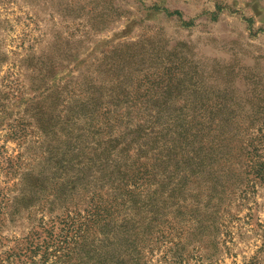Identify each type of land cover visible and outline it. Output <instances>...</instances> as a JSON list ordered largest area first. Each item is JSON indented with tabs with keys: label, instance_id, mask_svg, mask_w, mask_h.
<instances>
[{
	"label": "rangeland",
	"instance_id": "1",
	"mask_svg": "<svg viewBox=\"0 0 264 264\" xmlns=\"http://www.w3.org/2000/svg\"><path fill=\"white\" fill-rule=\"evenodd\" d=\"M117 78L169 84L170 106L223 110L233 135L222 192L210 199L207 179L192 183L187 210L167 214L140 264H264V174L253 173L264 162V0H0V264L10 251L33 264L27 236L58 211L29 191L47 164L49 94L59 89L60 108L86 82Z\"/></svg>",
	"mask_w": 264,
	"mask_h": 264
},
{
	"label": "trees",
	"instance_id": "2",
	"mask_svg": "<svg viewBox=\"0 0 264 264\" xmlns=\"http://www.w3.org/2000/svg\"><path fill=\"white\" fill-rule=\"evenodd\" d=\"M164 89L169 84L141 89L122 78L109 86L86 82L84 97L67 105L63 98L60 108L59 89L49 94L57 113L42 130L47 164L29 191L39 209L58 211L41 217L43 236H27L33 264H140L146 239L163 235L167 214L187 210L192 183L207 179L210 199L222 192L232 167L228 118L220 109L167 105ZM61 91L72 92L67 85ZM57 132L63 134L55 145ZM253 142L246 143L247 157ZM254 167L256 177L264 174V162ZM79 194L82 203L73 201ZM1 206L0 200V216ZM20 263L21 253L10 251L4 264Z\"/></svg>",
	"mask_w": 264,
	"mask_h": 264
}]
</instances>
